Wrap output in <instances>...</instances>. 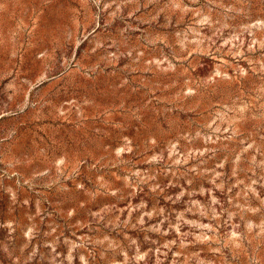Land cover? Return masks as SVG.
I'll return each mask as SVG.
<instances>
[{"label": "rangeland", "instance_id": "obj_1", "mask_svg": "<svg viewBox=\"0 0 264 264\" xmlns=\"http://www.w3.org/2000/svg\"><path fill=\"white\" fill-rule=\"evenodd\" d=\"M0 264H264V0H0Z\"/></svg>", "mask_w": 264, "mask_h": 264}]
</instances>
